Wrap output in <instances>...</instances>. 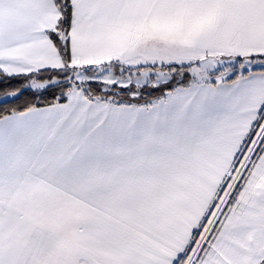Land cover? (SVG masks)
<instances>
[{"label":"snow or ice","instance_id":"6c2138e0","mask_svg":"<svg viewBox=\"0 0 264 264\" xmlns=\"http://www.w3.org/2000/svg\"><path fill=\"white\" fill-rule=\"evenodd\" d=\"M0 264H264V0H0Z\"/></svg>","mask_w":264,"mask_h":264}]
</instances>
